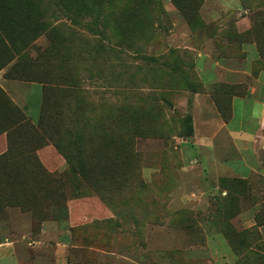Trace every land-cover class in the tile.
Listing matches in <instances>:
<instances>
[{
    "label": "rangeland",
    "instance_id": "rangeland-1",
    "mask_svg": "<svg viewBox=\"0 0 264 264\" xmlns=\"http://www.w3.org/2000/svg\"><path fill=\"white\" fill-rule=\"evenodd\" d=\"M0 32L42 93L0 92L35 127L47 94L39 146L0 100V264H264V0H0Z\"/></svg>",
    "mask_w": 264,
    "mask_h": 264
},
{
    "label": "trees",
    "instance_id": "trees-1",
    "mask_svg": "<svg viewBox=\"0 0 264 264\" xmlns=\"http://www.w3.org/2000/svg\"><path fill=\"white\" fill-rule=\"evenodd\" d=\"M0 37H2V34L0 32ZM3 38V37H2ZM37 39V37L32 38L28 44H26L25 48L27 49L32 43L35 42V40ZM24 49V50H26ZM14 56V54H13ZM23 80V79H22ZM28 81V80H26ZM42 84H44L46 87L51 86V83H47V82H43ZM0 100L3 104V106L5 107L4 109L8 110L10 113H13V123L11 124V128L13 129V134H19V133H23V134H30V135H34L36 138H38V146L41 145L44 140H46L45 135H42V131H39L40 129V124L42 123V118L44 117V112L46 111L45 109V104H46V100H47V94L46 92H43V103H42V109H41V119L38 123V125L35 127L33 126L28 119L23 115V113L14 105L12 104L1 92H0ZM6 129H4L2 133H6ZM51 142H53L51 140ZM53 146L55 148L56 144L53 142ZM21 154V153H19ZM31 155V154H30ZM20 156V155H18ZM6 157H8V152H6L3 156H1V160L0 162H2V159H6ZM17 157V156H16ZM8 159V158H7ZM16 160V158H15ZM32 162H34L38 167L36 169V176L38 178V180L46 183L47 185H55V187H59V179L57 177H55L53 174L47 173L45 170H43V168L39 165L37 159L35 156L32 155ZM56 187V188H57Z\"/></svg>",
    "mask_w": 264,
    "mask_h": 264
},
{
    "label": "crops",
    "instance_id": "crops-1",
    "mask_svg": "<svg viewBox=\"0 0 264 264\" xmlns=\"http://www.w3.org/2000/svg\"><path fill=\"white\" fill-rule=\"evenodd\" d=\"M7 71V68L0 69V87L2 90H4L11 101L26 114H28L30 110L35 112L36 103L38 104L41 98V85L8 80L5 77ZM13 264H23V262L13 255Z\"/></svg>",
    "mask_w": 264,
    "mask_h": 264
}]
</instances>
